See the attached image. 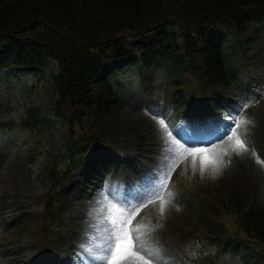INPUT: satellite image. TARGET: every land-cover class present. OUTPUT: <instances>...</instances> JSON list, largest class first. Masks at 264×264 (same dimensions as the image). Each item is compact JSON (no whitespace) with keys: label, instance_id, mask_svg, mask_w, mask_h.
Segmentation results:
<instances>
[{"label":"rangeland","instance_id":"obj_1","mask_svg":"<svg viewBox=\"0 0 264 264\" xmlns=\"http://www.w3.org/2000/svg\"><path fill=\"white\" fill-rule=\"evenodd\" d=\"M252 47L255 60L240 73L243 86L228 90L235 97L232 102L239 103L236 105L241 112L234 116L233 130L245 142L244 150L236 147L232 136L195 149L168 136L149 111L168 113L162 109L168 103L163 90L164 74L154 69L144 82L131 73L130 78L115 81L121 105L94 115L90 124L103 127L113 151L139 166L131 170L112 168L101 188L81 196L64 185L81 167L72 164L68 168L71 159L64 150L69 141L65 123L52 117L54 123L45 130H32L25 122L34 108L53 116L49 75L4 71L0 76V120L8 121L10 128L0 130V262L110 264V249L130 230L133 250L140 251L152 264H171L172 258L180 255L187 259L180 258L179 264H248L242 254L230 246L225 249L218 238L207 234L203 224L204 216L215 215L227 232L245 238L239 217H230L220 208H202L199 215V199L188 207L183 205L184 200L173 201L174 194L167 189L175 180V189H184L186 195L196 197L210 193L218 200L217 205L233 193L255 197V204L264 207V29ZM199 85L195 82L193 86L195 102L203 99ZM170 121L175 122L174 114L167 118L169 124ZM250 130L254 135L248 134ZM144 149L159 156L143 158ZM206 157L210 158L207 164ZM57 163L59 179L53 182L51 171ZM67 174L71 176L65 177ZM160 183L167 200L163 210L162 201L148 195ZM113 218L117 225L128 221L123 231L114 228ZM11 251L18 257L8 258ZM97 256L104 258L96 259ZM123 264L143 262L129 257Z\"/></svg>","mask_w":264,"mask_h":264},{"label":"trees","instance_id":"obj_2","mask_svg":"<svg viewBox=\"0 0 264 264\" xmlns=\"http://www.w3.org/2000/svg\"><path fill=\"white\" fill-rule=\"evenodd\" d=\"M263 25L264 0H0V76L8 69L49 75L53 116L35 109L29 120L44 129L52 117L65 123L66 148L83 165L71 185L80 191L106 173L109 134L90 119L120 106L116 79L130 71L145 78L161 66L179 111L190 105L187 75L222 105L224 90L238 81V47L248 51ZM85 143L108 149L87 153ZM209 194L206 211L239 217L246 237L231 235L215 215L204 216L207 233L243 250L250 264H264V207L233 193L217 205Z\"/></svg>","mask_w":264,"mask_h":264},{"label":"snow or ice","instance_id":"obj_3","mask_svg":"<svg viewBox=\"0 0 264 264\" xmlns=\"http://www.w3.org/2000/svg\"><path fill=\"white\" fill-rule=\"evenodd\" d=\"M240 107L242 108L244 105H241ZM149 111L154 113V118L159 121V124L163 127V130L168 136L177 138V142L183 141L185 144L190 145L193 149H195L198 145H208L210 147L213 142L220 141L227 136L235 137L236 147L239 150H244L246 148L245 142L240 139L233 130L235 124L234 116H232V123H229L223 117H209L207 119L195 118L191 121L182 122L177 126L174 122L171 125L167 122V118L171 115V110L164 114H161L155 109H149ZM200 151L206 150L201 148ZM209 159V157H206L205 164L208 163ZM214 163H216V161H214ZM217 170H219L218 163ZM148 195L152 198L160 199L162 201L163 210V204L167 202L163 194V184H158V186L152 189ZM171 195L172 194L170 193L169 197ZM112 223L114 228H118L120 231H123V224L128 223V221H124L120 225H117L115 218H113ZM108 251L109 250L106 249L105 253L107 254ZM110 251V264H123V262L129 257H135L138 261H142L143 264H152V261L141 255L140 251L133 250V239L130 235V230L124 233V238L116 239L115 247L114 249H110ZM93 255H95V253H93ZM103 258V256L96 257V259Z\"/></svg>","mask_w":264,"mask_h":264},{"label":"clouds","instance_id":"obj_4","mask_svg":"<svg viewBox=\"0 0 264 264\" xmlns=\"http://www.w3.org/2000/svg\"><path fill=\"white\" fill-rule=\"evenodd\" d=\"M0 264H2V262H0Z\"/></svg>","mask_w":264,"mask_h":264}]
</instances>
